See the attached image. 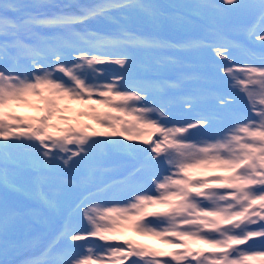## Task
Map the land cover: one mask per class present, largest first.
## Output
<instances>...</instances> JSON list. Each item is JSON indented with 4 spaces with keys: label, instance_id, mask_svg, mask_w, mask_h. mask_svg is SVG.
<instances>
[{
    "label": "snow or ice",
    "instance_id": "snow-or-ice-1",
    "mask_svg": "<svg viewBox=\"0 0 264 264\" xmlns=\"http://www.w3.org/2000/svg\"><path fill=\"white\" fill-rule=\"evenodd\" d=\"M0 264H264V0H0Z\"/></svg>",
    "mask_w": 264,
    "mask_h": 264
},
{
    "label": "rangeland",
    "instance_id": "rangeland-1",
    "mask_svg": "<svg viewBox=\"0 0 264 264\" xmlns=\"http://www.w3.org/2000/svg\"><path fill=\"white\" fill-rule=\"evenodd\" d=\"M73 107H78L77 105L76 106H73ZM23 109H25V111L27 113H32L33 111L31 109H28V108H24L22 107ZM34 113V112H33ZM36 114V113H35ZM83 123H92L91 121L89 120H83L82 121ZM95 127V125H94ZM143 241H142V240ZM135 242L138 243V244H141V245H144L146 247H149V248H152V249H155V250H161V251H164V243H161L158 239L154 238V237H150V236H140V235H137L136 234V239H135ZM206 246V245H204Z\"/></svg>",
    "mask_w": 264,
    "mask_h": 264
},
{
    "label": "bare ground",
    "instance_id": "bare-ground-1",
    "mask_svg": "<svg viewBox=\"0 0 264 264\" xmlns=\"http://www.w3.org/2000/svg\"><path fill=\"white\" fill-rule=\"evenodd\" d=\"M196 247H199V245H196ZM177 250V249H176Z\"/></svg>",
    "mask_w": 264,
    "mask_h": 264
}]
</instances>
